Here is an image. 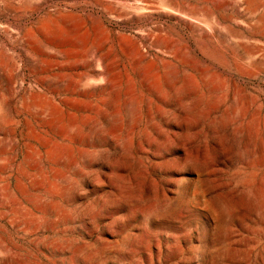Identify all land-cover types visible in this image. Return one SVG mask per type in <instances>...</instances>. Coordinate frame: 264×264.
Here are the masks:
<instances>
[{"label": "rangeland", "instance_id": "rangeland-1", "mask_svg": "<svg viewBox=\"0 0 264 264\" xmlns=\"http://www.w3.org/2000/svg\"><path fill=\"white\" fill-rule=\"evenodd\" d=\"M0 264H264V0H0Z\"/></svg>", "mask_w": 264, "mask_h": 264}, {"label": "bare ground", "instance_id": "bare-ground-1", "mask_svg": "<svg viewBox=\"0 0 264 264\" xmlns=\"http://www.w3.org/2000/svg\"><path fill=\"white\" fill-rule=\"evenodd\" d=\"M68 188V187H67Z\"/></svg>", "mask_w": 264, "mask_h": 264}]
</instances>
